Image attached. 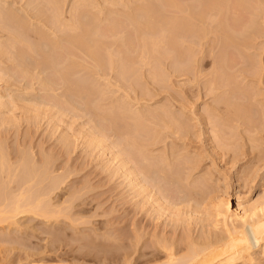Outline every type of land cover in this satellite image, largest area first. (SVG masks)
I'll return each mask as SVG.
<instances>
[{
    "label": "rangeland",
    "instance_id": "rangeland-1",
    "mask_svg": "<svg viewBox=\"0 0 264 264\" xmlns=\"http://www.w3.org/2000/svg\"><path fill=\"white\" fill-rule=\"evenodd\" d=\"M60 1L64 23L75 11L100 20L82 73L63 77L62 53L24 55L0 24V150L18 173L0 174V193L25 191L39 169L53 183L26 188L59 213L1 223L0 264H158L169 247L181 257L225 236L219 204L264 203V0ZM0 6L30 30L55 22L47 0ZM253 257L234 264H264V250Z\"/></svg>",
    "mask_w": 264,
    "mask_h": 264
},
{
    "label": "bare ground",
    "instance_id": "bare-ground-1",
    "mask_svg": "<svg viewBox=\"0 0 264 264\" xmlns=\"http://www.w3.org/2000/svg\"><path fill=\"white\" fill-rule=\"evenodd\" d=\"M47 1H48L49 5L52 7L51 9L53 10V17L55 19V22L53 24H44V26L47 29L40 28V29L30 30L29 24H26L27 22L24 21L23 17H21L23 15L20 14L21 15L20 16L18 12H16V13L10 12L8 10V8L5 9V8H3V6H0V24L1 23L2 24L10 23V24L14 25V27H15L14 30L16 31L15 35H17V37L15 39L18 40L17 42L20 41V44L24 49L23 50L24 55H26V48H30L32 51H34L33 54H35L36 57H40L41 59L43 58L45 61H50L51 60L50 58H54V56L57 53H62V54H64V61L61 63L60 67L57 69L62 74V76L66 77L70 73V71H72L74 69L78 70L79 73H82V71H84L86 59L89 57H94L100 48L101 39H102V34H101L100 26H99L100 20L91 19V17L88 18V15L84 14L85 11L84 12L75 11L74 14L72 13L73 15L71 16L70 20L64 23L60 19L61 15H62L61 14V12H62L61 11V9H62L61 8V4H62L61 1L60 0H47ZM80 1H83V0H80ZM155 1H159V0H155ZM168 1H170V2H168V5L171 8H176V9L179 8L174 0H168ZM84 2H85V0H84ZM116 2L117 1L113 2L112 4L116 5ZM118 5H120V4H118ZM83 8H84V10L87 9L86 6H84ZM145 10H146V12H143V14H149L150 10L147 8ZM80 11H82V10H80ZM144 23L145 24H155L156 19L154 18V20H153L152 17H148L146 22H144ZM86 24H95V25L91 29ZM110 24H115V22H112ZM31 40H33L32 41L33 43H31ZM0 44H2V43H0ZM0 46H2V45H0ZM3 48H4V50L2 52L0 50V52L2 54H4L6 47H3ZM3 48H0V49H3ZM19 51L22 52V50H19ZM46 69L47 68H45V70ZM66 85H67L66 87H68V83H66ZM249 122L251 123V119L249 120ZM156 124H155V126L157 128L158 125H156ZM138 137L139 136H137V138ZM136 143L139 144L138 142H136ZM145 156L146 155L142 156L143 157L142 159L144 161H146L148 159L147 158L148 156H146V157ZM7 158H6V155L4 154V152L2 150H0V174H3L4 172L11 170L13 172L12 173H11V171H10V173L8 172V175L11 176V174H12L11 178L15 179L13 177V173H14V171L16 173L17 170H16V168L14 169L11 167L12 164L9 166L7 165V161H9V160H7ZM23 158L24 157H22V159ZM147 161L145 163H147ZM19 162L21 163V159H20V161H18V163ZM26 162H27L26 160L25 161L22 160V164H24V163L26 164ZM9 164H10V162H9ZM15 165L18 166L17 164H15ZM27 165L29 166V164H26V166ZM22 166H24V165H22ZM28 166L26 169H28ZM9 168H12L13 170L12 169L8 170ZM18 168L20 169V167H18ZM23 168H25V167H23ZM122 168H124L123 165H122ZM19 169H18V171H21V173H22V170H19ZM43 170L46 172L45 169H43ZM32 171H34L32 173H36V175H39L40 173H41V175L37 176L38 178H36V175H34V174H33L34 175L33 177H32V175L30 177L29 173L31 171H29V173L26 172V173H28V177H30V178H26L29 181H26L23 179V184L27 183V185H28V183H29L28 186L25 185V191H23V187H24L23 184H20L19 188H21L23 186L20 189L21 191L18 190L19 192L17 191L18 193L17 192L15 193L16 196L12 195L13 197L11 196L12 198H10V199L6 196V194H5L6 192L0 193V224L3 222L11 221V223L13 222V225L16 226L17 225L16 224L17 223L16 222L17 217L21 214L24 215L26 213L32 214V215L34 214V216L36 215V216L41 217L43 219L47 218V220H49V221L52 220L51 218L58 217V215H59V213L57 212L58 208H56L57 211L53 210L54 208L51 210V208H50L51 205H49L50 202H45V198L44 199L41 198L43 196V194L39 195L40 196L39 198H38V196H36L37 198H35V196L32 195V193H31L32 191L31 190L29 191L28 188H26V186L31 187L30 183L36 184V185H38L37 183H39L40 185H42L44 183V181H46L45 184L47 185V183H48L47 179H49L52 183H53V179L51 177L47 178V179L44 177L45 178V180H44L43 179L44 174L42 173L43 171H39V169L36 171H35V169H33ZM138 171L137 170L134 171V175L136 172L135 176H137ZM37 172L38 173L40 172V173L37 174ZM47 172L49 173L48 168H47ZM128 172H129V170H128ZM125 173H127V172H125ZM138 173H140V172H138ZM17 174L18 173H16V175ZM132 174H133V172L131 171V175ZM140 174H143V173H140ZM140 174H138V176H140ZM16 175H14V176H16ZM131 175H130V177H132ZM10 176L8 177L7 174L5 175V177H8L6 179H9ZM45 176L48 177L49 175L46 174ZM40 177H42V178H40ZM4 178L2 180L5 181ZM11 178H10V181L12 180V182H13V179H11ZM39 178L42 179L41 182L39 181V182L35 183L37 181V179H39ZM65 178L64 179L62 178V181L63 180L65 181ZM134 178H137V177H134ZM134 178H131V179H134ZM128 179H129V177H128ZM139 180H137V181L140 183L145 181V179L143 181H141V180L139 181ZM10 181H9V183H10ZM5 182H7V180ZM135 182L136 181H133L134 184L132 183L134 185V187H135V184H136V186L139 185V183H135ZM61 183H63V182H61ZM143 183L145 184V182H143ZM6 184H5V186H7ZM144 184H143V187H144ZM1 186H3V185H1ZM5 186H3L4 191L6 189V188H4ZM52 186L54 187L55 185L53 184ZM3 190H2V192H3ZM26 190L29 191L31 194L28 193ZM54 190H55V188L53 189V191ZM32 196H34V197L32 198ZM45 196L47 197V195H44L43 197H45ZM41 199H43V200H41ZM225 201H223V202H225ZM219 205H221L220 208H219V206H217L219 209L216 208L217 209L216 212L218 211V214H217L218 216L216 215L215 218H217V217H219V219L222 218L221 221H222L223 226H224L223 228L225 230V232H224L225 236L223 235V237H220V236H222V235H220V236H218L220 238H218L216 235L215 241L211 237H206L205 240H207L209 238H211L212 240L204 241L203 243L199 242L198 244H196L197 242L196 243L193 242V244L192 243L189 244V246L191 247L190 250L191 249L192 250L189 251L188 253L184 254L181 257H177L172 252L173 248L171 247L172 248V250H171V248L167 245L169 247L168 251H167L168 253H166L167 257L165 256L167 259L164 258L166 261L165 262L161 261V263L159 261L158 264H234V262L236 260H238V259L240 260V257H243V259H244V257H248V258L252 259L251 257H253L254 252H256L258 250H264V203L261 204L260 206L254 205L252 207H244L241 204H238L237 206L234 207V205H232L230 201H227L226 205H223V204H219ZM54 207H56V206H54ZM221 207H222V209H223V207H225L226 211L224 209H223L224 212L220 211ZM54 211L56 212L55 213L56 215L58 213L57 216H55V214L52 215ZM54 219L57 220V218H54ZM219 222H217V223H219ZM202 240H204V239H202ZM161 244L163 246V247L161 246L162 248H166V246H164L163 243H161ZM194 244H195V246H194ZM191 245H193L194 247H192ZM181 251L183 252V250H181ZM155 257L156 256H154V258ZM237 257H239V258H237ZM150 258H148L146 261L144 260L143 262L140 260H137L135 262V264H157L156 262H158V261L154 262ZM156 258H158V257H156ZM248 258H245V259H248ZM258 259H260V258H258ZM157 260H159V259H157ZM249 260H246V261H249ZM255 261H256V259H255ZM257 262H258V260H257ZM41 264H44V263H41ZM124 264H131V263H124ZM242 264H245V263H242Z\"/></svg>",
    "mask_w": 264,
    "mask_h": 264
}]
</instances>
